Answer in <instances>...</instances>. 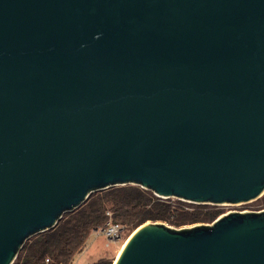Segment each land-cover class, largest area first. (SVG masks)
<instances>
[{
    "label": "water",
    "instance_id": "obj_1",
    "mask_svg": "<svg viewBox=\"0 0 264 264\" xmlns=\"http://www.w3.org/2000/svg\"><path fill=\"white\" fill-rule=\"evenodd\" d=\"M264 193V0H0V264L92 192ZM111 264H264V209L146 221Z\"/></svg>",
    "mask_w": 264,
    "mask_h": 264
},
{
    "label": "trees",
    "instance_id": "obj_2",
    "mask_svg": "<svg viewBox=\"0 0 264 264\" xmlns=\"http://www.w3.org/2000/svg\"><path fill=\"white\" fill-rule=\"evenodd\" d=\"M222 212V208L215 205L159 198L136 184L116 185L92 192L72 212H65L53 228L32 235L18 250L12 264H69L89 233L102 228L109 219L131 234L149 220L180 227L211 223ZM111 263L106 257L90 262Z\"/></svg>",
    "mask_w": 264,
    "mask_h": 264
},
{
    "label": "rangeland",
    "instance_id": "obj_3",
    "mask_svg": "<svg viewBox=\"0 0 264 264\" xmlns=\"http://www.w3.org/2000/svg\"><path fill=\"white\" fill-rule=\"evenodd\" d=\"M264 193L256 200L247 201V203H233L218 205L222 208V213H228L233 211L248 212V211H261L264 209ZM195 224L173 227L172 228H186ZM170 226V225H169ZM118 240H111L106 236L100 234H94L92 231L89 233L81 250L75 253L69 264H90V262L96 261L99 258L106 257L109 260H114L119 252V248L130 236L127 231L122 228Z\"/></svg>",
    "mask_w": 264,
    "mask_h": 264
},
{
    "label": "built area",
    "instance_id": "obj_4",
    "mask_svg": "<svg viewBox=\"0 0 264 264\" xmlns=\"http://www.w3.org/2000/svg\"><path fill=\"white\" fill-rule=\"evenodd\" d=\"M107 214L110 215L109 212H107ZM108 221L109 222L106 225H104L102 228L94 229L92 230V232L95 235L96 234H100L102 236L104 235L111 240H118V238L121 236L120 233L122 231V226L119 223H114L110 221V219Z\"/></svg>",
    "mask_w": 264,
    "mask_h": 264
},
{
    "label": "bare ground",
    "instance_id": "obj_5",
    "mask_svg": "<svg viewBox=\"0 0 264 264\" xmlns=\"http://www.w3.org/2000/svg\"><path fill=\"white\" fill-rule=\"evenodd\" d=\"M122 246V245H121ZM121 248V247H120ZM120 248L118 249L120 251Z\"/></svg>",
    "mask_w": 264,
    "mask_h": 264
}]
</instances>
